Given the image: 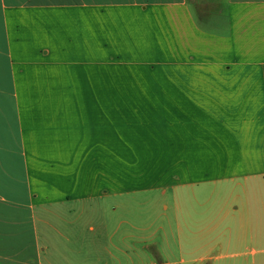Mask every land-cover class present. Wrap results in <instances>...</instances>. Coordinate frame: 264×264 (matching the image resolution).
Here are the masks:
<instances>
[{
  "label": "crops",
  "instance_id": "crops-1",
  "mask_svg": "<svg viewBox=\"0 0 264 264\" xmlns=\"http://www.w3.org/2000/svg\"><path fill=\"white\" fill-rule=\"evenodd\" d=\"M202 184L264 264V0H0V264H158L107 200Z\"/></svg>",
  "mask_w": 264,
  "mask_h": 264
},
{
  "label": "rangeland",
  "instance_id": "rangeland-1",
  "mask_svg": "<svg viewBox=\"0 0 264 264\" xmlns=\"http://www.w3.org/2000/svg\"><path fill=\"white\" fill-rule=\"evenodd\" d=\"M184 197L185 200L180 206L185 210L186 215L180 216L181 226L185 222H190L195 227L197 233L195 236L188 234H177L175 229L176 221V205L174 196ZM176 196V197H177ZM212 196V198H210ZM215 192H212L204 184L194 186L192 188L178 189L177 192L168 190L164 195L159 191H149L139 194H132L124 197H112L107 200V206H116L117 213H130L134 225L148 227V246L152 258L158 264H189V262L179 263V258L187 260V256L179 253L177 243L184 246L189 245L191 248L196 247L192 252L191 258L204 254L207 258L204 261L195 262L194 264H243L241 251L243 248L237 247L235 243L228 241L232 235L221 234L219 228L220 215L218 210L220 200ZM190 197V198H189ZM194 197V199L192 198ZM189 198V199H188ZM219 219V220H218ZM162 229H158V227ZM212 226L214 231L206 237L200 234V229ZM154 231V236H150V232ZM206 244L207 247L200 248V245ZM157 249H161L160 253Z\"/></svg>",
  "mask_w": 264,
  "mask_h": 264
}]
</instances>
